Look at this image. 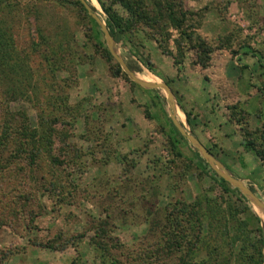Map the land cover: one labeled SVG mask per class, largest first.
<instances>
[{
	"label": "rangeland",
	"instance_id": "374dc122",
	"mask_svg": "<svg viewBox=\"0 0 264 264\" xmlns=\"http://www.w3.org/2000/svg\"><path fill=\"white\" fill-rule=\"evenodd\" d=\"M175 1L192 40L160 20L112 48L81 0H0V264H174L179 201L206 212L214 264L233 250L224 216L250 207L264 228L239 188L264 204V0Z\"/></svg>",
	"mask_w": 264,
	"mask_h": 264
},
{
	"label": "trees",
	"instance_id": "16d2710c",
	"mask_svg": "<svg viewBox=\"0 0 264 264\" xmlns=\"http://www.w3.org/2000/svg\"><path fill=\"white\" fill-rule=\"evenodd\" d=\"M97 1L100 3L108 17L106 23L110 35L118 44L124 45L123 35L128 30H131L133 23H146L148 25L153 24L154 26L159 24L160 20H167L170 26L179 32V38L181 41L192 40L193 38V35L189 33L188 27L186 26L189 15L184 10L183 4H177L175 0H153L150 4L147 3L148 0ZM107 1H112V5H108ZM78 3L81 5L80 2ZM89 5L93 12L98 13L96 8L90 3ZM114 5H120L131 16V18H133L134 22L124 20L113 9ZM83 9L87 13V9L85 7H83ZM0 38H2L1 35ZM1 42L2 41L0 40V43ZM4 43L5 42L3 41L2 45ZM201 49L212 53L211 49L206 46H203ZM178 53L180 61L177 59H175V61L176 64L182 65L185 53L180 47ZM107 54L111 58V55L109 53ZM121 74L122 70L121 68H118L115 75L120 76ZM177 120H179L178 116ZM250 145L253 146L254 143L250 142ZM257 154L264 161V151H258ZM212 172L216 176V180L219 178L222 182L223 190L228 192L224 179H222L215 170ZM253 193L255 195L258 194L255 190H253ZM178 206L179 209L177 211H180L184 216L181 218L178 216L175 219H168L170 225L169 234H167L169 237L167 247L169 254L174 258V264H214L213 261L201 257V253L204 252L205 248L208 246V236L204 234L202 221L203 216H207L206 212H203L201 207L195 209L199 207L198 204L189 206L188 204L179 201ZM246 208V211L249 213L248 218L246 220H237V224L231 225L228 220L229 217H223L225 234L231 238L228 244L233 247V250L230 251V255L226 256L223 260H217L216 264H230L232 256H235L238 259V264H264V228L261 227L262 220L250 207ZM189 216L195 218V221L188 219ZM253 219L256 222V226L251 229L247 228V225L251 223ZM254 231L258 233V239H253L252 234ZM99 247L104 251L107 249V246L105 245H99ZM235 252L236 254H234Z\"/></svg>",
	"mask_w": 264,
	"mask_h": 264
},
{
	"label": "water",
	"instance_id": "95a60500",
	"mask_svg": "<svg viewBox=\"0 0 264 264\" xmlns=\"http://www.w3.org/2000/svg\"><path fill=\"white\" fill-rule=\"evenodd\" d=\"M81 2L83 3V5H84V7L87 9V11L90 13V15L92 16V17H94L97 21H99L100 22V20H99V18L97 17V13L96 12H93V10H92V8H91V6L89 5V1H87V0H81ZM92 5V4H91ZM93 6V5H92ZM94 7V6H93ZM95 8V7H94ZM101 23V22H100ZM101 25H102V27H103V29H104V31L106 32V35H107V38H108V40H109V43H110V45L112 46V48H113V45H114V39L111 37V35H110V32L108 31V29H107V26L105 25V24H103V23H101ZM125 69L127 70V72H129L130 73V75H131V77L136 81V82H138V83H140V84H142L143 86H146V87H151L150 85H148V84H146V83H143V82H141L139 79H137V77L135 76V74H133V73H131L126 67H125ZM164 87H166V85H164ZM171 109H172V114H173V116H174V120L175 121H178L177 120V111H176V109H175V107L172 105L171 106ZM180 131L186 136V137H188L196 146H197V148H199V150L204 154L205 153V150H204V148L199 144V142L195 139V138H193L192 136H189L186 132H185V130L183 129V128H180ZM205 155V154H204ZM212 165V167H213V169L218 173V175L220 176V177H222L223 179H225V180H228V181H230V182H233V183H236V184H238L239 182H238V180H236V179H234V178H231V177H229L228 175H226V174H224V173H222L221 171H219L217 168H216V166L214 165V164H211ZM239 188L240 189H242L254 202H255V204L264 212V204L256 197V195L252 192V190H250V189H248V188H244V187H242L241 185H239Z\"/></svg>",
	"mask_w": 264,
	"mask_h": 264
},
{
	"label": "bare ground",
	"instance_id": "6f19581e",
	"mask_svg": "<svg viewBox=\"0 0 264 264\" xmlns=\"http://www.w3.org/2000/svg\"><path fill=\"white\" fill-rule=\"evenodd\" d=\"M92 3L94 4V5H97V1L96 0H92ZM99 6V5H98ZM97 8V7H96ZM263 216H264V212H263Z\"/></svg>",
	"mask_w": 264,
	"mask_h": 264
}]
</instances>
